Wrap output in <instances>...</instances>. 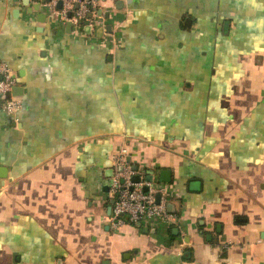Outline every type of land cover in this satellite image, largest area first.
I'll use <instances>...</instances> for the list:
<instances>
[{"label": "crops", "instance_id": "crops-1", "mask_svg": "<svg viewBox=\"0 0 264 264\" xmlns=\"http://www.w3.org/2000/svg\"><path fill=\"white\" fill-rule=\"evenodd\" d=\"M48 2L0 0V264H264V0ZM123 147L173 221L115 224Z\"/></svg>", "mask_w": 264, "mask_h": 264}, {"label": "built area", "instance_id": "built-area-1", "mask_svg": "<svg viewBox=\"0 0 264 264\" xmlns=\"http://www.w3.org/2000/svg\"><path fill=\"white\" fill-rule=\"evenodd\" d=\"M102 0H49L48 7L53 15L73 25L82 27L90 20L93 27L101 23L98 11ZM61 3V7H59ZM91 15V17H89ZM17 76L5 62H0V111L17 117L23 108L20 97L13 94ZM113 176L110 194L114 199L113 220L123 224V217L133 223H143L153 219L171 222L175 215L169 211L168 203L172 187L167 183L148 179L147 166L134 168L129 159V151L123 147L113 156ZM139 176V181L134 177ZM157 196H160L159 201Z\"/></svg>", "mask_w": 264, "mask_h": 264}, {"label": "water", "instance_id": "water-1", "mask_svg": "<svg viewBox=\"0 0 264 264\" xmlns=\"http://www.w3.org/2000/svg\"><path fill=\"white\" fill-rule=\"evenodd\" d=\"M59 7H61V3H59ZM99 12L101 13V11H99ZM89 17H91V15H90ZM69 25L71 26L72 23L70 22ZM83 25H84V29H85V31H86L87 33H91V32H92L93 24L91 23L90 20L85 21V22L83 23ZM134 168H137V166H134ZM163 174H165V172H164ZM111 176H113V171H112V175H111ZM148 179H149L150 181L154 180L153 172L149 171ZM134 180H135V181H139V176H135V177H134ZM159 199H160V196H157V200H158V201H159ZM113 202H114V201H113ZM172 205H173V201L170 200L169 203H168V209L172 210V209H171Z\"/></svg>", "mask_w": 264, "mask_h": 264}]
</instances>
